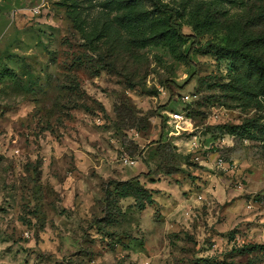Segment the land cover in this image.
Wrapping results in <instances>:
<instances>
[{"label": "rangeland", "instance_id": "rangeland-1", "mask_svg": "<svg viewBox=\"0 0 264 264\" xmlns=\"http://www.w3.org/2000/svg\"><path fill=\"white\" fill-rule=\"evenodd\" d=\"M163 1L177 55L0 0V264H264V109L231 84L264 61V0Z\"/></svg>", "mask_w": 264, "mask_h": 264}, {"label": "trees", "instance_id": "trees-1", "mask_svg": "<svg viewBox=\"0 0 264 264\" xmlns=\"http://www.w3.org/2000/svg\"><path fill=\"white\" fill-rule=\"evenodd\" d=\"M78 5V1L73 0L69 5L68 14L86 39L99 40L109 36L117 39L118 44L124 45L122 39L126 38V51L132 54H136L135 49L146 48L149 45H163L168 47L173 55H177L178 44L194 38L185 35L180 24L176 22L180 11L163 0H101L99 17L104 15L106 19L101 29H98L99 22L85 25L86 20ZM112 13H115L113 18H111ZM256 46H260V43ZM234 51L225 52V56L238 63L240 61L235 57ZM240 56L245 63L237 66L236 72L232 75V90L241 96L243 106L262 110L264 109V61L252 51L243 52Z\"/></svg>", "mask_w": 264, "mask_h": 264}, {"label": "built area", "instance_id": "built-area-1", "mask_svg": "<svg viewBox=\"0 0 264 264\" xmlns=\"http://www.w3.org/2000/svg\"><path fill=\"white\" fill-rule=\"evenodd\" d=\"M189 97H190L189 95H184V99L185 100H189ZM174 118H176V119L181 118V114L178 113V112L174 113ZM219 162L220 163H223V160L222 159H219Z\"/></svg>", "mask_w": 264, "mask_h": 264}]
</instances>
